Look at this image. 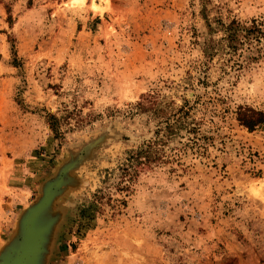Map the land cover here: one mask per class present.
Instances as JSON below:
<instances>
[{
    "label": "rangeland",
    "instance_id": "374dc122",
    "mask_svg": "<svg viewBox=\"0 0 264 264\" xmlns=\"http://www.w3.org/2000/svg\"><path fill=\"white\" fill-rule=\"evenodd\" d=\"M263 17L264 0H0V250L77 161L45 264H264V125L237 121L264 113V50L221 40Z\"/></svg>",
    "mask_w": 264,
    "mask_h": 264
},
{
    "label": "water",
    "instance_id": "95a60500",
    "mask_svg": "<svg viewBox=\"0 0 264 264\" xmlns=\"http://www.w3.org/2000/svg\"><path fill=\"white\" fill-rule=\"evenodd\" d=\"M77 161L63 165L46 181L37 200L19 216L9 241L0 250V264H45L49 237L57 220L52 207L71 184L69 172Z\"/></svg>",
    "mask_w": 264,
    "mask_h": 264
},
{
    "label": "trees",
    "instance_id": "16d2710c",
    "mask_svg": "<svg viewBox=\"0 0 264 264\" xmlns=\"http://www.w3.org/2000/svg\"><path fill=\"white\" fill-rule=\"evenodd\" d=\"M221 32L223 33L221 40L224 42V51L230 57H241L244 51L259 53L264 50V17L243 23L230 20L221 24ZM249 112V115L238 113L237 121L240 125L248 130L264 125V113L252 110ZM142 153H147V151L139 150L135 158ZM145 155L146 158L149 157L148 154Z\"/></svg>",
    "mask_w": 264,
    "mask_h": 264
},
{
    "label": "bare ground",
    "instance_id": "6f19581e",
    "mask_svg": "<svg viewBox=\"0 0 264 264\" xmlns=\"http://www.w3.org/2000/svg\"><path fill=\"white\" fill-rule=\"evenodd\" d=\"M78 2V4H81V2H83V0H76Z\"/></svg>",
    "mask_w": 264,
    "mask_h": 264
}]
</instances>
